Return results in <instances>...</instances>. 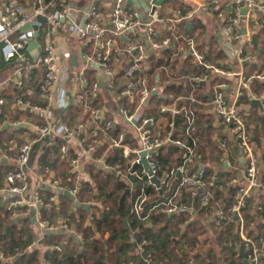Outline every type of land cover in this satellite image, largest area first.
<instances>
[{
  "label": "built area",
  "instance_id": "2783aa9c",
  "mask_svg": "<svg viewBox=\"0 0 264 264\" xmlns=\"http://www.w3.org/2000/svg\"><path fill=\"white\" fill-rule=\"evenodd\" d=\"M91 1L84 7L86 11H83V8L79 9V2L73 0L72 4L65 1L59 10L47 13L46 9L52 7L51 2L43 4L42 0H33L26 6L21 5L18 0H0V57L10 66L7 78L0 83V107L6 103L1 93H7L11 87H22L32 69L43 70L39 96L46 101L44 107L19 98L11 104V108L32 113L43 119L44 123L43 125L27 121L12 123L14 129L25 130L23 133L25 138L29 136L28 134L32 135V138L17 147L14 158L10 156L15 146L11 140L0 146V161L14 164V169L5 176V192L13 197L8 208H33L35 209L32 214L34 226L40 236L50 229L46 223L38 220L39 209L36 207L39 208L41 203L37 193L26 196L24 172L31 146L42 143L45 147L50 144L46 138L53 137L62 142L58 154L61 158H66L67 165L75 174L77 182L88 178V174L83 170V164L86 162L96 165L99 170L120 176L128 185L127 203L139 222L147 223L149 214L155 211L169 218L174 213L186 210L185 206L176 200L182 191L189 197L199 196L201 203H209L212 210L205 215L206 223L218 227L225 217L215 194L203 191L202 178L205 169L201 165V155L195 149V140L191 138L195 130L196 117L192 111L186 109V103L189 102L195 106V109L200 106L207 107L213 115L218 132L214 135L213 141L216 142L221 153L224 170L228 168L233 171L230 178L221 181L218 190L235 189L233 205L229 209L228 217L237 225L238 239L243 247L241 253L247 264H260L264 256V237L253 238L255 221L244 220L242 211L247 205L246 201L251 198L252 206L257 211L260 210L254 200L264 198V182L260 183L259 150L250 140L245 118L239 113V100L242 98L243 89L246 88L241 65L244 62L255 61L251 55L241 57V46L244 42H249V32L258 30L264 24V0H229L225 10L224 7L220 8L224 0H207L199 8L202 11L215 13L221 50L227 60L236 61L235 70H222L204 63L196 50L195 43L191 39L181 38L178 25L187 22L194 11L180 15L178 11L167 10L164 16H158L160 5L151 4L150 6L154 8L153 12L150 13L148 10L143 19H139V10L126 7L125 0H107L108 4L106 3L105 6L110 12L104 18L94 5V0ZM243 7L245 12L241 14L240 10ZM41 18L44 21L40 25L38 20ZM81 18H84V22L80 27ZM26 25L29 28L23 30ZM42 25H45L46 31L42 42L39 43L35 33L38 35ZM140 28L141 41H139L140 35L137 36ZM159 29L167 33L168 37L155 40ZM60 30L73 36L77 46L80 41L91 46L90 53H82L80 46L76 55L68 49L60 50L56 47L53 40ZM132 33L137 36L135 40L127 41L122 47L117 44L116 38L123 36L124 40ZM170 38L174 42L184 43L177 46L175 54L189 56L194 67L202 71L200 75L191 78L193 83L205 85L208 77L218 78L221 82L211 89H206L200 94L201 98L189 94L188 97L171 99L169 105L159 107L158 113L161 118L148 119L142 117L140 112L152 93L160 95V85L156 80V83L149 88L146 80L143 78L134 80V76L147 68L148 54L156 55L172 45ZM32 41H36V47L39 49L33 58L26 50V46ZM150 50L153 52L149 53ZM24 51L28 53V57L23 54ZM72 57L75 59L74 65L70 63ZM86 69L95 71L96 80L89 90L84 92ZM119 73L121 77L118 81ZM257 79L264 80V76H259ZM226 80H234L228 95L224 93L226 89L228 90ZM96 96L99 97L100 102L90 109L87 98ZM134 97L137 98V104L133 111L129 112L124 107V103L129 107ZM203 97L206 101H202ZM249 100L264 101V92L260 94L259 99L250 96ZM179 102L182 104L178 108ZM70 106L81 108L82 113L88 111L87 121H80L75 128H69L64 121L54 119L52 110L62 111ZM166 116H169L170 120H167ZM176 116L184 119L183 138L174 136L173 133V118ZM116 127L119 128L117 136L111 137L109 134ZM162 147H173L178 151L171 165L160 167L158 164L156 151ZM229 147L236 150L234 155L236 167L230 165ZM99 148L102 149L101 154L94 157ZM140 153L144 155L141 157ZM115 154L119 155L121 162L108 164L106 160ZM38 177L42 186L49 187L54 192L66 191L75 199L76 188L67 185L59 187L60 181L50 170H43L41 174L38 173ZM172 182L175 183V188L172 191L167 190L165 198L149 202L146 188L163 195L161 187H168ZM201 191L202 193L199 194L198 192ZM49 200L53 201V197ZM253 211L255 212L254 209ZM253 211L250 212L251 217L254 216ZM61 227L63 231L68 230L64 224H61ZM182 230L181 227L180 231ZM128 237L129 243L132 244V251L128 250L125 257L128 258L126 259L128 264H159L152 257L151 243L148 240L141 238L136 241L131 234ZM48 250L61 251L60 246L57 245H48L46 251ZM32 251H34L33 243L24 253L30 254ZM0 263L12 264V259L0 252ZM187 263L192 264L193 260L189 259Z\"/></svg>",
  "mask_w": 264,
  "mask_h": 264
},
{
  "label": "trees",
  "instance_id": "16d2710c",
  "mask_svg": "<svg viewBox=\"0 0 264 264\" xmlns=\"http://www.w3.org/2000/svg\"><path fill=\"white\" fill-rule=\"evenodd\" d=\"M18 1L21 5L27 6L33 0ZM42 1L43 4L52 3V7L46 9L47 13H51L54 10H59L61 4L65 1L72 4L73 0ZM87 1L88 3L92 2L91 0ZM106 3L108 4L107 0H94V5L97 6L104 18L110 12V9L105 6ZM160 8L163 11H178L180 15L191 12L189 6L182 5L174 0H164ZM213 15H215L214 12ZM186 24L189 25V28ZM215 26L217 27V24ZM106 27L109 28L108 25ZM210 27L214 26H211L206 20L205 23H202L200 19L192 16L188 22L178 25V32L181 38L191 39L195 43L196 50L201 55L204 63L214 65L222 70H233L234 67L226 63L214 35L206 33ZM45 28V25L39 28L37 35L39 43L42 42ZM136 37V34L132 33L127 35L124 40L116 38V42L122 47L124 43L135 40ZM166 37H168L167 33L159 29L154 39L161 40ZM248 41L241 46V57L251 55L255 61L244 62L241 67L242 77L248 82V87L242 91V98L239 100V113L245 118L250 140L259 150L258 165L261 168L260 183L262 184L264 182V101L259 112L258 108L249 106V97L254 96L259 99L260 94L264 92V80H257V77L264 76V24L250 34ZM170 43L172 45L168 49L161 50L156 55L153 53L148 54L146 59L148 62L147 68L134 76V80L139 78L146 80L149 88L156 83V80L160 85V95L152 94L149 97L147 104L143 106L140 112L142 117L157 120L162 117L158 113L159 107L169 105L171 99L188 97L189 94L201 98L200 94L205 90L206 84L211 89L221 82L218 78L208 77L205 86L200 83H193L191 78L200 75L202 71L194 67L189 56L175 54L177 46L184 43L181 41L174 42L172 38H170ZM78 46L81 47L82 53H90L91 51V46L82 41L78 42ZM23 54L28 57L26 51ZM9 67V64L4 63L0 57V83L7 78ZM42 71L41 69H32L22 87H11L7 93H1L6 103L0 107V146L11 140L15 145L10 152L12 158L16 155L17 147L25 143V140L32 138L31 134H28L29 136L25 138L23 135L25 130L14 129L12 123L16 121H27L38 125L44 123L43 119L32 113L11 108V104L17 98L22 101L28 100L40 107L45 106V99L39 96L43 77ZM95 76V71L86 69L84 92H87L95 83ZM120 77L121 74L119 73L117 80ZM87 100H89L90 109H93L100 102L97 96L88 97ZM202 101H206V99L203 97ZM136 104L137 98L134 97L133 103L129 107L124 103V107L132 112ZM181 104L179 102L177 107L179 108ZM197 108L195 109V106L189 102L186 103L187 111H192L196 117L195 130L191 138L195 140V149L201 155V165L205 169L202 178L203 191L215 194L225 217L224 220L220 221L218 227L206 223L205 215H208L212 210L209 203H201L199 196L189 197L182 191L176 200L185 206L186 210L174 213L169 218L161 212L155 211L149 214L147 223L139 222L132 214L126 197L122 196L128 185L120 176H115L113 172L99 170L96 165L86 162L83 164V170L88 174V178L77 182L75 174L70 171L67 165L66 158H61L58 154L62 142L56 138L47 137L46 141L50 142L49 145L44 147L42 143H35L31 146L29 164H33L35 171L39 174L45 169L54 173V177L60 181L59 187L64 185L75 187L77 190L75 201L79 206L84 203L91 204L90 210L86 213L81 208H71V203L65 196H58L59 202L56 207L49 200L54 194L53 191L37 190L41 203L38 208L39 222L46 223L49 227V224L60 219L62 224L66 225L73 233L72 237H68L59 233L46 235L44 232L39 238L34 232V225L30 223L32 213L29 209L26 207L8 208L10 201L0 202V252L11 258L12 264H41V259L45 264H128L125 257L128 250L132 251V244L129 243L128 237L131 234L136 241L144 238L151 243L152 257L159 264H188L189 259L193 260L192 264H243L238 255V252H243V247L238 239L237 225L228 217L229 209L233 205L235 189L218 190L221 181H226L233 173L228 169L227 171L223 169L221 153L216 142L213 141L214 135L218 132L212 124L211 117L200 115ZM88 114V111L82 113L81 108L74 106L53 112L54 119L60 122L64 121L69 128H75L80 121L86 122ZM166 118L170 120L169 116H166ZM5 123L9 124V127L7 130H2L1 127ZM173 124L174 136L183 138L184 119L181 116H176L173 118ZM118 131L119 128L116 127V129L111 130L109 135L116 137ZM101 151V148L97 149L94 157H98ZM156 152V159L160 167L167 164L171 165L178 153L173 147H162ZM229 153L230 164H237L234 160L235 148L229 149ZM120 160L119 155L115 154L113 157L108 158L106 162L113 165L117 161L120 163ZM13 169L14 164L0 161V190L6 188V173ZM161 188L163 195L153 192L151 188L145 189L149 202L154 199L162 200V198H165L167 190L172 191L175 188V183L172 182L168 187ZM198 193L200 194L202 191ZM252 200L251 198V200L246 201L247 205L242 214L244 220L255 221L252 231L255 239L264 237V198L254 200L260 208L259 211L252 206ZM252 211L253 217L250 216ZM14 214L17 218H13ZM14 219L18 221L12 223ZM181 227L182 231H180ZM37 237L40 245L45 247L49 243L50 245H61V251L48 250L40 254L39 250L35 249L30 254H25V249ZM74 237L78 238L79 245L73 243ZM79 248H81L80 253ZM260 264H264V256L260 260Z\"/></svg>",
  "mask_w": 264,
  "mask_h": 264
},
{
  "label": "crops",
  "instance_id": "0c3cea01",
  "mask_svg": "<svg viewBox=\"0 0 264 264\" xmlns=\"http://www.w3.org/2000/svg\"><path fill=\"white\" fill-rule=\"evenodd\" d=\"M78 2H79V4L78 5H80L78 8L80 9V8H84V7H86V5H88V1L87 0H77ZM174 1H177L178 3H180V4H182V5H187V6H189L190 8H191V11H194V13H193V15L192 16H195V17H197L198 19H200L201 20V22L203 23H205V20L211 25V26H214V27H210V28H208L207 29V31H206V33L207 34H209V33H211V34H213L214 35V37L216 38V40H217V42H218V46H219V48L221 49V42H220V38H219V35H218V31H217V27L215 26L216 24V21H215V17H214V15H213V12H208V11H205V10H199V8H201L200 6L201 5H203V3H205L207 0H174ZM228 2H229V0H224L222 3H221V5H220V8L222 9V7H224V10L226 9L225 7H227L226 5L228 4ZM128 8H130V7H128ZM131 9V8H130ZM221 9H218V10H221ZM166 12H167V10H161V8H160V10H159V12H158V16L159 15H165L166 14ZM163 15V16H164ZM188 22V21H187ZM213 25H212V24ZM252 33V31L251 32H249V36H250V34ZM140 35V37H139V41H141V37H142V30H141V28L138 30V32H137V36H139ZM54 43H55V45H56V47H58L60 50H64V49H68L70 52H72L73 53V55L75 54H77L78 53V46H77V42H76V39L73 37V36H71L69 33H65L63 30H60L59 32H57V34L55 35V37H54ZM222 51V50H221ZM222 53H223V51H222ZM223 55H224V57H225V54L223 53ZM225 60H226V63H228V64H230V66L231 67H234V70L235 69H237V65H236V61L235 60H232V59H229V60H227L226 59V57H225ZM241 67H242V65H241ZM10 70V69H9ZM241 72H242V69H241ZM258 81H261V80H263V79H257ZM221 81V80H220ZM233 84H234V80H226V85H227V87H228V90H229V92H228V90L226 89L225 91H224V93H225V95H228L229 93H230V91L232 90V87H233ZM248 85V82H246V88L245 89H247V86ZM205 86V85H204ZM209 88V86H208V84H207V86L205 87V90L204 91H202V93H204L205 91H206V89H208ZM250 103H251V100H250ZM262 104H263V101H262V103H261V106H262ZM250 106V105H249ZM261 106L260 107H256V106H254V107H256V108H258V110H259V112H260V108H261ZM250 107H253V106H250ZM202 108V109H201ZM239 108H240V106H239ZM247 108V107H246ZM198 110H197V112L198 113H200V115H202V116H206V115H208V116H210L211 117V119H212V124L216 127V125H215V123H214V118H213V115L212 114H210V112H209V110H208V108L207 107H203V106H200V107H198L197 108ZM54 112V110H52V113ZM6 124V123H5ZM4 125V124H3ZM2 125V126H3ZM8 127H9V124H7V128L5 129V130H7L8 129ZM1 129H2V127H1ZM216 129H217V127H216ZM247 131H248V128H247ZM229 149H233L232 147L230 148L229 147ZM235 153V152H234ZM239 163H240V161H239ZM230 165H232V164H230ZM34 165L32 164H29V162H27V167H26V170H25V172H24V174H25V176H26V179H25V182H26V192H27V195L26 196H28V194H31V193H37V195H38V191H40V190H45V191H50V192H52V189L51 188H49V187H45V186H42L41 185V183H40V181H39V177H38V173H37V171H35V169H34V167H33ZM233 167H236V164H234V165H232ZM224 169V168H223ZM228 169V168H227ZM227 169H226V171H227ZM225 171V170H224ZM228 171H229V169H228ZM230 171L233 173V171L230 169ZM52 177V176H51ZM38 190V191H37ZM53 195L51 196V197H53V201H52V203L54 204V206H58V202H59V200H58V196H61V195H56V191L54 192L53 191ZM38 197H39V199H40V196L38 195ZM63 197V196H62ZM129 197V196H128ZM128 197H126V199L128 198ZM13 197H11V195L9 196V194L7 193V192H5V189L4 190H0V202H9L11 199H12ZM69 200V199H68ZM75 200V199H74ZM70 201V200H69ZM70 203H71V208H72V202L70 201ZM84 204H89V203H84ZM90 206H91V204H89ZM80 207V206H79ZM74 209V208H73ZM13 218H17V216L14 214V216H13ZM18 220H12V223H16ZM61 224H62V221L60 220V219H57L56 221H54V223H52V224H49V227H50V229H47V231H45V233L44 234H52V233H59L60 235H65V236H68V237H72L73 236V233H72V231L71 230H65V231H63L62 230V227H61ZM35 227V226H34ZM34 232H35V234H36V236H38L39 238H40V234H39V232H38V229L35 227L34 228ZM43 234V233H42ZM105 236V235H104ZM38 237H37V239L34 241V242H31V243H33V245H34V250L35 249H38L39 250V252H40V254L42 253H44V252H46V247H48V246H42V245H40V241H39V239H38ZM75 242V243H74ZM30 243V244H31ZM62 243V242H61ZM64 243V242H63ZM73 243L74 244H76V245H79V240H78V238L77 237H74L73 238ZM48 245H50V243L48 244ZM60 247H61V245H60ZM126 255H127V253H126ZM126 259H128V258H126ZM40 263L41 264H45L43 261H42V259L40 260Z\"/></svg>",
  "mask_w": 264,
  "mask_h": 264
},
{
  "label": "water",
  "instance_id": "95a60500",
  "mask_svg": "<svg viewBox=\"0 0 264 264\" xmlns=\"http://www.w3.org/2000/svg\"><path fill=\"white\" fill-rule=\"evenodd\" d=\"M163 1H164V0H150V3H148V0H125V6H126V7H130V8L132 7L133 9H137V10H139V16H138V17H139V19H143L144 14H145L146 12H148V10L150 11V13L153 12L154 8H153V6H150L151 4H153L154 6H155V5H161V4L163 3ZM149 6H150V7H149ZM82 10H83V11H86V8H83ZM240 12H241V14H244V12H245V8L243 7V8L240 10ZM43 21H44V19L41 18V19L38 20V23L41 25ZM83 22H84V18H81V20H80V22H79V26H80V27L82 26ZM186 25H187V28H189V25H188V24H186ZM28 28H29L28 25H26V26H24L23 30H24V29H28ZM31 29H33V30H35V31L37 30V29H35L34 27H31ZM241 33L243 34V30H241ZM35 37H37V33H35ZM120 39H123V36H121ZM26 47H27L26 50L28 51L29 55H30L32 58H33V57L36 55V53L39 51V49L36 47V41H32V42H30ZM150 52H153V50H150L149 53H150ZM74 60H75V59H74L73 57L70 59V63L73 64V65H74ZM89 66H90V67H93L92 64H89ZM94 68H95V67H94ZM152 94L154 95V93H152ZM261 103H262L261 100H260V101L253 100V101H251L250 106L260 107V106H261ZM6 128H7V124H4V125L2 126V130H5ZM143 155H144L143 153H140V156H141V157H142ZM142 164L144 165V162H142ZM56 195H61V196H63V197L65 196L66 198H68V199L72 202V208H74V209H79V208H81V209L84 210L86 213H88L89 210H90V205H89V204H83L82 206L79 207L78 203L74 200V198H73L72 196L68 195L66 191L62 192V191H60V190H56ZM128 195H129V194H128V190H125L123 196L128 197ZM36 209H38V206L36 207ZM34 210H35V209H33V208H29V211H30L32 214H33ZM30 223H31L32 225H34V219H33L32 216H31V219H30ZM6 230H8V229H6ZM78 251H79V253H80V252H81V248H79ZM238 255H239V258H241L243 264H247V262H246V260H245V258H244V256H243V254H242L241 252H238Z\"/></svg>",
  "mask_w": 264,
  "mask_h": 264
},
{
  "label": "rangeland",
  "instance_id": "374dc122",
  "mask_svg": "<svg viewBox=\"0 0 264 264\" xmlns=\"http://www.w3.org/2000/svg\"><path fill=\"white\" fill-rule=\"evenodd\" d=\"M123 194H124V192H123ZM123 196V195H122ZM125 197V196H124Z\"/></svg>",
  "mask_w": 264,
  "mask_h": 264
}]
</instances>
